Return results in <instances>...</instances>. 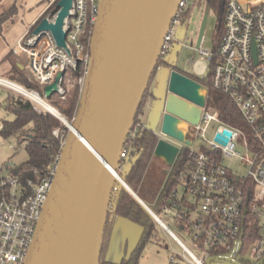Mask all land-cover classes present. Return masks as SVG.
Wrapping results in <instances>:
<instances>
[{
	"label": "built area",
	"instance_id": "1",
	"mask_svg": "<svg viewBox=\"0 0 264 264\" xmlns=\"http://www.w3.org/2000/svg\"><path fill=\"white\" fill-rule=\"evenodd\" d=\"M59 1H54L47 14L27 28L15 47L25 56L31 76L43 90L61 75L56 95H65L73 75L80 78L83 91L91 60L83 38L92 37L100 0H73L63 25L65 47L58 45L51 30L35 32L43 20L52 25L57 23L61 11L57 7ZM185 7L186 0H182L180 9ZM180 17L179 10L164 39L163 59L171 53L174 27ZM203 43L198 52L211 66L212 86L231 99L244 126L223 124L220 114L205 106L200 123L192 126L190 137L193 141L201 135L204 138L212 124L218 126L213 141H206L204 146L209 154L188 147L192 161L186 175V191L197 198V203L191 202L194 207L191 212L185 209L179 213L174 205L165 213L181 221V229L189 238L192 248L182 244L179 237L176 240L188 264H264V0L246 3L227 0L220 45L209 52ZM3 82L7 81L0 84L15 90ZM220 128L232 133L226 145L216 140L217 135L222 136ZM241 137L247 153L239 156L247 168L245 176L232 173L223 162L225 158L238 157L236 141ZM181 145L178 154L187 147ZM121 158L128 160L125 148ZM57 165L58 160L39 182L30 180L23 184L11 159L0 162V264L26 263ZM125 167L121 166V170ZM116 190L117 187L114 193ZM194 212L198 217L192 219ZM256 229L261 235L249 242L248 237ZM172 263L176 264L175 257Z\"/></svg>",
	"mask_w": 264,
	"mask_h": 264
},
{
	"label": "water",
	"instance_id": "2",
	"mask_svg": "<svg viewBox=\"0 0 264 264\" xmlns=\"http://www.w3.org/2000/svg\"><path fill=\"white\" fill-rule=\"evenodd\" d=\"M181 1L100 0L80 107L73 122L59 118L69 134L25 264H100L116 182L138 198L119 174L121 154ZM72 5L73 0H60L57 23L43 20L35 32L51 30L58 45L65 47L63 25ZM168 74L157 98L159 136L191 147L193 139L187 134L201 121L207 102L203 92L208 88L186 73L170 70ZM60 77L45 89L48 99L58 92ZM219 132L222 136L216 140L226 145L231 131L220 128ZM164 148L174 163L178 149L159 141L157 152ZM138 201L177 240L149 206Z\"/></svg>",
	"mask_w": 264,
	"mask_h": 264
},
{
	"label": "rangeland",
	"instance_id": "3",
	"mask_svg": "<svg viewBox=\"0 0 264 264\" xmlns=\"http://www.w3.org/2000/svg\"><path fill=\"white\" fill-rule=\"evenodd\" d=\"M51 1L53 0H0V20H4V18L10 14V9H12L10 17L2 24L0 29V81L10 82L11 84L19 86L28 92L38 94L43 100H45L47 104L54 108L59 115L53 114L43 105L32 100L30 97H27L14 89L0 84V126L3 124L4 118L7 117L6 107L7 101L10 96L11 98L23 97L33 103L34 109L38 113H49L58 120H60L59 118L61 117L69 123H71L72 121L62 115L60 107L67 108V106L69 107L72 103L75 102L76 99H79V101L81 100L83 86H81L80 84V78L76 75H73L71 84L66 87L65 95L55 94L48 99L45 95V90H43L31 76V73L26 65V60L24 58L25 56L18 52L15 47L19 39L26 32V28L31 26L35 20L37 21L42 13L43 15L41 17L47 14L50 6L52 5V3H50ZM184 9L188 15L185 20H180L179 24L174 27L175 41L173 43L171 53L166 58V61L175 62L178 68L185 71L187 74H190L195 80L204 79L209 74L210 64L206 59H203V57L198 52L200 33L206 20V27L203 32V48L209 52H213L218 44L217 40L219 15L217 12L209 9L206 0H186V7ZM15 64H18L19 66H21V69L24 70L25 76L28 79L29 83L34 86L33 89H27L24 85H21V83L17 81L14 83L15 80L12 78V76H10L9 70L10 67L15 66ZM167 71L168 68L166 66L161 65L157 68L156 73L152 78L149 90H161L162 88H165V83L163 80ZM12 80L14 81L12 82ZM203 94L207 95L208 99L209 90L207 91V93L203 92ZM146 107L147 104L145 103V106H143V114L140 116V121L145 128H148L153 132H157V134H159L161 131L158 126L159 108H155L154 114L151 111L147 112ZM211 110L217 111L220 114L221 120L220 111L217 108ZM60 121L65 126L64 122L62 120ZM217 126L218 124L216 123L212 124L206 130L204 138L202 137V135L196 137V139L193 141V145L191 146V150L195 152H201V149L205 146L206 141H213ZM53 134L56 137L60 136V130H55ZM62 134L65 133L62 132ZM173 142L179 147H182L179 142ZM236 152L238 153V157L225 158L223 161L224 165L227 166L232 173L245 176L247 174V168L239 158V156H247L243 137L236 141ZM9 159H11L12 163L16 166H20L28 160V156L24 149V146H19V143L15 139V137H0V162L4 163ZM151 165L153 166L151 167ZM125 166L126 167L124 171L128 170L130 163L128 162ZM150 167L152 168V170L150 169ZM163 167H167L166 163H164L162 159H154L153 155V158L151 159L148 170L142 179V183L140 184L138 191L136 193L133 190L132 191L136 195H139V190H141V196H144V198H147L148 195L150 197L156 196L157 201L163 188V184L167 178L164 177ZM170 168L171 165H169L167 169ZM160 173L161 176L159 175ZM179 181L180 182L178 183L177 189L179 200L185 198L190 204L191 202L197 203V198L193 197L190 193H187L186 182L184 181L183 177H180ZM136 199L139 200L138 198ZM198 203L200 204L201 200H199ZM148 205L149 208L150 206H152L150 202H148ZM172 215L164 213L163 215H161V218L167 223V226L172 229L170 230L174 231L177 234V236L182 241V244H184L188 248H192L189 238L187 235H185V232L178 230L174 226V218ZM196 217H198L197 212L192 213V219H195ZM130 225L133 229V232L129 236L128 249L130 250L129 252H132L131 250L136 244L135 241H137L139 237V230L137 226L132 224ZM155 234L156 237H153L147 243L145 249L143 250L142 256L140 258V264H173V257H175L176 264H188L186 259L183 258L184 251L181 247V244L176 242L173 237L158 222L155 229ZM113 250V256H115V260H120L119 258H122L124 254V249H118L117 247ZM110 252L111 251L109 250V253Z\"/></svg>",
	"mask_w": 264,
	"mask_h": 264
},
{
	"label": "trees",
	"instance_id": "4",
	"mask_svg": "<svg viewBox=\"0 0 264 264\" xmlns=\"http://www.w3.org/2000/svg\"><path fill=\"white\" fill-rule=\"evenodd\" d=\"M206 1L209 9L217 12L219 15L218 44L216 46L218 47L224 34L227 0ZM10 10L12 11V9ZM10 14L6 16L4 20H0V29L2 24L10 17ZM180 15V20L183 21L188 14L185 12L184 8H181ZM83 41L85 43L86 50L89 51L91 39L86 36L83 38ZM161 65L166 66L170 70L186 73L178 68L175 62H168L163 58L160 59L158 67ZM9 72L10 76H12L15 80H12V82L14 81L15 83L17 81L21 83V85H24L27 89L34 88V86L30 84L26 78L24 70H22L21 66L18 64L11 66ZM187 75L192 78L190 74ZM211 76L210 66L208 76L204 79L196 80L209 90L207 109L211 110L217 108L221 113V120L223 124L227 126L234 127L235 125L238 126L239 123L240 125L242 123V126H244L240 113L231 99L212 86ZM149 94L150 92L148 89L137 113L134 129L130 133L125 145V149L128 152V160L122 161L121 166H125L128 162L130 163V166L128 170L119 171V174L123 177L126 184L135 193L138 191L140 184L142 183V179L148 170L158 144V137L156 134L152 130L145 128L140 121V116L143 114V106H145L146 99ZM79 104V99H76L69 107H60V111L64 117L73 122L77 116ZM6 112L7 117L4 118L3 124L0 127V137H15L19 146H24L28 156V160L24 164L16 166L14 171L18 176H20V181L23 184H26L30 180L39 182L49 174L50 168L53 167L59 159L65 139L69 134V129L51 114L44 112L38 113L34 109L33 103L23 97L11 98L10 96L7 101ZM57 129L60 130V136L58 137L53 134V132ZM62 132L65 134H62ZM201 151L207 154L210 153L205 150L204 147H202ZM218 158H220L219 155ZM191 161L192 160L189 158V148H182L169 170L157 201L154 205L150 206V208L160 218L161 215L166 212V209L174 208V205H177L179 213L185 209L189 212L194 209L193 205L190 204L187 199L184 198L179 200L177 194L178 183L180 182L179 178L183 177L187 184L186 175L190 168ZM115 187H117V190L114 193L109 210V217L105 227L99 263L113 264L105 260V255L111 238L113 220L116 217H123L140 226L142 233L132 253L129 256H125L118 264H140V258L147 243L153 237H156L155 229L157 222L125 186L116 182ZM161 220L167 224L162 218ZM174 226L178 230L182 231V223L176 218H174ZM172 232L177 236L174 231ZM260 235L259 230L256 229L253 235L248 237V241L252 242Z\"/></svg>",
	"mask_w": 264,
	"mask_h": 264
},
{
	"label": "crops",
	"instance_id": "5",
	"mask_svg": "<svg viewBox=\"0 0 264 264\" xmlns=\"http://www.w3.org/2000/svg\"><path fill=\"white\" fill-rule=\"evenodd\" d=\"M54 1H56V0H53V1H51L50 3H53ZM242 3H246L247 2V0H240ZM49 3V4H50ZM42 15H43V13H42ZM41 15V16H42ZM40 16V17H41ZM39 17V18H40ZM38 18V19H39ZM37 19V20H38ZM36 21V20H35ZM34 21V22H35ZM33 22V23H34ZM32 23V24H33ZM28 28V27H27ZM27 28H26V30H27ZM170 72V69L168 68V71H167V73H166V75H165V78H164V82L166 81V79H167V76H168V73ZM161 91H162V89L161 90H149V92H150V94L147 96V99H146V104H147V107H146V111L148 112V111H151L152 113H154L155 114V108L156 109H158L159 108V102L157 101L158 99V96L161 94ZM154 109V110H153ZM145 111V112H146ZM145 114V113H144ZM151 121V120H150ZM152 122V121H151ZM156 135H157V137H158V140L159 139H161L163 142H165V143H167L168 145H171L172 147H175V148H177L178 149V151H179V146L178 145H176L173 141H171V140H169V139H167L166 137H163V136H159V134H157V132H154ZM159 144V143H158ZM162 153H160V152H157V150L155 151V154H154V159L156 158H159V159H162V161H164V163H166V165H167V167H163V170H164V177L166 178L167 177V175H168V173H169V170L170 169H167L168 167H169V165H171L172 166V161H171V159H169V156H168V154H170V151L169 150H167V149H162V151H161ZM177 155H178V152H177V154H176V157H177ZM176 157H175V159H176ZM153 165H151V167H152ZM150 167V169L152 170V168ZM163 170H162V172H163ZM161 172V173H162ZM161 173L159 174L160 176H161ZM161 178H163V177H161ZM165 180V179H164ZM164 185V184H163ZM140 192H139V195H138V197L142 200V202H143V204H145V205H147V206H149L148 205V202H150L152 205L156 202V196H147V198L145 197L144 198V196H141V190H139ZM147 199V200H146ZM154 202V203H153ZM161 219V218H160ZM164 223V222H163ZM130 224H132V225H135V226H137L138 227V230H139V237H138V240L137 241H135V245H134V248L131 250V251H133L134 249H135V247H136V245H137V243H138V241H139V239H140V237H141V233H142V229H140L139 228V226L138 225H136V224H134V223H132V222H130L129 220H127V219H125V218H123V217H116V218H114V220H113V225H112V233H111V238H110V241H109V246H108V250H107V252H106V255H105V260L106 261H108V262H110V263H113V264H118V263H120L122 260H123V258L125 257V256H129L132 252H129L130 250L128 249V247H129V236L131 235V233L133 232V229H132V227H131V225ZM165 224V223H164ZM167 225V224H166ZM175 241H176V239H174ZM177 242V241H176ZM118 247V249H124V254H123V256H122V258H119L120 260H115V256H113V249L114 248H117ZM109 250L111 251L110 253H109ZM178 264V263H177Z\"/></svg>",
	"mask_w": 264,
	"mask_h": 264
},
{
	"label": "bare ground",
	"instance_id": "6",
	"mask_svg": "<svg viewBox=\"0 0 264 264\" xmlns=\"http://www.w3.org/2000/svg\"><path fill=\"white\" fill-rule=\"evenodd\" d=\"M0 82H1V81H0ZM3 83H4V84H8V85L11 86V87H14L16 91L22 93L23 95H25V96H27V97H30L32 100H34V101H38L41 105H43L45 108H47V109H48L50 112H52L53 114H55V115H59V114L57 113V111H56L54 108H52L49 104H47V103L45 102V100H43L38 94L28 92V91H26L25 89H23V88H21V87H19V86H16V85H14V84H9L8 82H3ZM187 135L190 136L191 133H190V134L188 133ZM137 197H138V195H137ZM138 199L141 200L139 197H138Z\"/></svg>",
	"mask_w": 264,
	"mask_h": 264
},
{
	"label": "flooded vegetation",
	"instance_id": "7",
	"mask_svg": "<svg viewBox=\"0 0 264 264\" xmlns=\"http://www.w3.org/2000/svg\"><path fill=\"white\" fill-rule=\"evenodd\" d=\"M57 4H58V3H57ZM57 4H56V5H57ZM201 42H203V37H202V40H201ZM200 44H201V43H200ZM199 46H200V45H199Z\"/></svg>",
	"mask_w": 264,
	"mask_h": 264
}]
</instances>
